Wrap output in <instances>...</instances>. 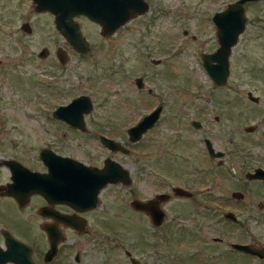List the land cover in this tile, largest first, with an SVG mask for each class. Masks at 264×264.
<instances>
[{"label": "rangeland", "instance_id": "374dc122", "mask_svg": "<svg viewBox=\"0 0 264 264\" xmlns=\"http://www.w3.org/2000/svg\"><path fill=\"white\" fill-rule=\"evenodd\" d=\"M149 1L150 11L112 35L103 36L96 25L85 22L91 45V51L85 54L72 50L56 34L52 15L35 11L29 0L21 12L8 8L5 13L0 5V152L12 154L23 146L35 149L51 138L48 131L65 129L68 140L59 142L69 144L64 151L97 163L98 158L88 157L97 151L105 152L101 145L92 135L86 140L88 135L68 131L67 126L56 121L51 113L57 105L66 104L79 94L88 95L93 102L88 120L102 125L103 131L112 129L104 127L106 123L123 126V135H118L124 139L128 126L162 104L156 127L137 143L136 155L122 160L138 162L137 180L122 190L112 187L113 194L107 196V212L102 220L98 219V231L63 245L50 264H131L125 250L140 264H264L229 248L231 241L258 240L261 233L264 236V220L256 206L264 201V184H242L238 180L245 170L264 167V0L246 8L249 28L232 48L225 86L211 81L200 52L215 49L211 17L228 0ZM23 20L29 22L31 32L20 28ZM57 44L71 55L63 68L38 57L43 46L52 50ZM150 58L161 61L152 63ZM250 66H262L261 72L247 71ZM138 75L143 76L152 93L136 88L134 77ZM49 83L55 86L53 95L48 93ZM249 90L259 96L258 104L248 99ZM191 118L201 119L205 127L193 128ZM256 122L260 125L258 132L244 134L239 130ZM231 128H236L232 136ZM205 136L217 149L225 151L222 165L208 156L202 141ZM175 183L194 193L208 190L219 196L217 231L190 230L192 224L212 223V218L206 217L212 204L209 199L197 197L194 212L193 209L185 215L172 216L170 230L161 232L147 216L136 213L128 204L132 195L145 197ZM238 186L245 193V204L252 202V212L248 213V206L237 205L236 211L231 208L239 215L234 223L224 219L222 212L231 207L224 199ZM119 198L123 204L116 207ZM0 215L34 246L38 260L44 264L41 256L48 245L34 215L24 213V221L18 216L15 220L5 199H0ZM204 235L226 237L224 243L214 247L218 252L215 260L210 258L212 249L206 246ZM201 247L208 255L197 254ZM76 252L79 261L74 259Z\"/></svg>", "mask_w": 264, "mask_h": 264}, {"label": "flooded vegetation", "instance_id": "af4514ba", "mask_svg": "<svg viewBox=\"0 0 264 264\" xmlns=\"http://www.w3.org/2000/svg\"><path fill=\"white\" fill-rule=\"evenodd\" d=\"M27 1L28 0H0V5H3L5 13H6V9H8V8H10L13 11L16 10V9H19L20 12H21V9L23 8V6L27 5V3H28ZM146 1L149 4V10L148 11H150L151 2L149 0H146ZM232 1H234V0H228L224 4L223 7L217 8L214 11L213 15L216 12L222 11L226 7V5L229 2H232ZM261 1L262 0H258V1L250 2V3L246 4L245 14H246V17H247V21H246L245 29H244V31L242 33L239 34V37H240V35L246 33L248 28H249L250 17L247 15V9H246L247 6L260 3ZM29 2H30V5L34 8V10L37 11L35 9V3L33 2V0H29ZM37 12H41V11H37ZM42 12H46V13H49V14L52 15L54 27H55V30H56V34L58 36H61L62 39L65 42H67L66 38L61 34V32L58 30V28L55 25V15L53 13L49 12V11H42ZM143 14H140V15L132 18L128 22L142 17ZM213 15H212V17H213ZM212 17H211V19H212ZM74 19L77 20L78 22H80L81 27H82L83 35H84V37L86 38V40L88 42H89V38H88L89 34L87 33V31L85 29V24H84L85 22H90V23L96 25L98 27V29H99L98 31L103 36H108V35L114 34L118 28H120L121 26H123L126 23H128V22H126L125 24H123L120 27H118L112 34L104 35L101 32V26L98 23L88 19L87 17L80 16V17H74ZM212 22H213V20H212ZM25 23L29 24V22L27 20H23L21 22V25H20V28L23 29L24 31H26L23 28V25ZM213 24H214V34H215V37H216L217 45H216L214 50H211V51H208V52H213L219 47V36H218L219 29H218V25L215 24L214 22H213ZM262 25H261L262 29L264 30V24H262ZM29 28L31 30V26L30 25H29ZM26 32H28V31H26ZM192 38L195 39V36L193 35ZM89 45H90V42H89ZM233 46H232V48H233ZM43 48L46 49V54L44 56H40L39 53L41 52V50ZM60 48H62L66 52V55H67V60H66V62L64 64H62L60 62L59 57H58V51H59ZM232 48H231V53H232ZM89 51H91V45H90V50ZM231 53L229 55V67H230V56H231ZM78 54H85V53H78ZM38 57L40 59H42V60L49 59L52 64H55L56 66L60 65L61 68H63V67L66 66L67 62L70 60L71 55L69 54L68 50L65 47H63L62 45L57 44L56 47L53 48L52 50H49L46 46H43L38 52ZM153 59H155V58H150L151 62L155 63V62L152 61ZM160 61H161V59H160ZM160 61L158 63H160ZM201 62H202V60H201ZM2 63H3V61L0 59V64H2ZM261 68H262V66L261 67L260 66H250V67L247 68L248 69L247 71H249V69H251V71H253V72H261L260 71ZM229 75H230V73H229ZM138 77H141L142 81H143V85L141 87H139L136 84V81H135V79L138 78ZM228 78H229V76H228ZM227 83H228V80H227ZM134 84H135L136 88L138 90H140V91H145V92H148V93H152L153 92L152 88L146 87L145 82H144V78L141 75H138V76L134 77ZM47 90H48V93H49V91H51V95H53V90H55V86H53V84L49 83L47 85ZM247 97H248L249 100H251V101H253V102L258 104L259 96L258 95H254L250 90L247 91ZM69 102H67V103H69ZM91 102H92V100H91ZM59 105H65V104H59ZM59 105H57V106H59ZM159 105L162 107L161 108V112H162V109H163V105L162 104L156 105L150 111H152L153 109H155ZM92 107H93V102H92ZM150 111H148L147 113H149ZM161 112H160V115H161ZM146 114H144V115H146ZM89 115H90L89 112L85 113L83 115L84 129H79V128H76V127L68 124L67 122H65V121H63L61 119L55 118L53 116V111L51 113V116L54 119H56V121L62 122L65 126L68 127V129H67L68 131L76 132V134H79L80 136L88 135L85 138L86 140H88L89 139L88 137L90 135H92L95 138V140L98 141V143L101 145L102 149L105 152L101 151V153H100V151L99 152L97 151L94 156L89 155V157H88V158H91V159H95V157L98 158L100 161L97 162V163L91 162L90 159L87 160V161L79 159V158L75 157L74 155H71L70 153H67L66 151H64L65 149L68 148L69 144L60 145L59 142H61V141L67 142V140H68L67 139V136H68L67 135V131L65 129H62V131H60L59 129H56V130L55 129L54 130L51 129L50 131H48V135H50L51 138L47 139L46 142L42 143L40 146L36 147L35 149L32 146H23V147H20V148H17L15 146V148H17V149L13 150L12 154H2L0 152V160L1 161L7 160V161H13V163H14V166H12V167L9 164L8 165L7 164H3V165L0 166V199H5V200L9 201L10 206H11L13 212H14V217L13 218H15V220H17L16 216H18V218L21 219V217H23L24 213H28L30 215H34V217L37 220V227L43 233L44 238L46 239L47 245H48L47 248L42 252V256H41L42 257V261L44 262V264H50L52 262V260L55 257H57V255L61 251L63 245H66L69 242L75 243V240H76L75 237L91 236L93 234V232L98 231L97 230L98 221L102 220V218L104 216V213L107 212V208L109 207V202L107 200V196L113 194V190L114 189L112 187H115V188L118 187L120 190H122L123 187L127 186V185H124L123 182H121V181L117 182V183H109V184L105 185L104 187H102L98 191L97 197H96V199H95L93 204H92L91 201H89V200L92 199V197H91L92 191H90L89 189L92 190L93 188H89L88 192L85 190V192H87L85 194V199L88 200V201H86V203H84V201H79L78 203H79L80 207H78V209H77V208L74 207V205L72 203L66 201V199H70L71 196L73 198H75V196H78L76 190L80 189V188L76 187L77 185H74L72 183V179L71 178L64 177V175L63 176H57V177H51V176L45 177L44 176L43 179H46V180H43V179L41 180V181L44 182V185H42V187H40V191L31 192L30 191L31 187L26 185V180H24L21 177L20 178L18 177V180L17 179L15 180L14 178H12V175L15 173L14 172L15 170L21 169V167H24V168H27V169H29L31 171H36V172H39L40 174L47 175L49 173V166L46 164L45 161L46 160H51L52 163L57 162V159H54V155L57 154V155H60V156H63V157L79 160L80 162L84 163L85 165L92 166V167H97V168H102L104 166V164H105V161L107 159H112L114 161H117L129 171V175L131 177L132 183L130 185H128L127 187L131 186L133 184V182L135 180H137L138 175H139V169H138L139 167H138V162L136 160L133 159L132 163H127L126 161L124 162L122 160H123V158H128L130 156L136 155V152L134 150H136L135 147L137 146V143L142 139L144 134L149 130L148 129L145 133H143L142 136L138 140H136V141L130 140V137H129V134H128V128L130 126L136 124L144 115L136 123L128 126L125 129V138L124 139H121V137H119L120 135H123V131H124L123 126H121L119 124L106 123L103 126L106 127V128H108V126H110L112 129L110 131H106V130L103 131L102 127H101L102 125L100 126L98 124L91 123L88 120ZM160 115H159V118H160ZM159 118L155 122L154 126L151 127V128L156 127ZM194 120L198 121L197 123L199 124V126L195 127L192 124V122ZM215 120L216 121L219 120V117L217 115L215 116ZM261 120L264 122V116L262 117ZM189 122H190V125L193 128H195V129L201 130V129H203L205 127V123L199 118H191L189 120ZM97 126H99L100 128H98ZM259 126H260L259 123L256 122L254 124L245 125V126L239 128V130L241 129V131L244 134H252V133H255V132L259 131ZM91 127H96V129L92 130ZM247 127H252L253 129L250 130V131H247L246 130ZM235 130H236V128H231L230 132H229V135L232 136L233 134H235ZM118 134H120V135H118ZM101 135H105L107 137H110V138L116 140L117 142L122 144L128 150V152H124V151H121V150L113 151V150L109 149L108 147L104 146L102 144L101 140H100V136ZM206 138H209V137H207V136L203 137L202 141L204 143V147H205V150H206L208 156L210 158H212L209 155L208 150H207L206 145H205V139ZM210 141H211L212 146L215 149V151H219V149H217L214 146V144H213L211 139H210ZM229 142H231V143L233 142V138L232 137L229 139ZM220 151L223 152V156L222 157L212 158V159H217L216 160L217 165H222L224 163L223 157L225 155V151L224 150H220ZM91 154H93V152H91ZM220 160H223V162L219 163ZM20 165H21V167H20ZM68 165H70L69 162L65 163L62 167L60 166L61 168L58 169V170L61 171L60 172L61 174H63V173H71L72 172V169L70 168L71 166H68ZM256 167H262V166H255L253 168H249V169L245 170L243 172V177L241 179L238 178V180H242V184H246L247 182H251V183L257 182V183L264 184V179H259V178L250 179V178L246 177V173L247 172H252ZM134 168H135V170H134ZM262 168H264V167H262ZM18 172L22 173L20 171H17V173ZM175 186H180V187L186 188L184 186L179 185L178 183H175V184L170 185L167 190L156 192V193H153V194L145 196V197H139L137 195H132V197H131V199H130L128 204L131 207L130 202H131V200L134 197L139 198V199L144 200V201H147V200L153 199L156 196L157 193H161V192L167 193L169 195L168 199L163 201V202H161V203H159V206L165 211V219L158 226L154 225L151 222L149 216L145 212L136 210V209L131 207V209L133 211H135L136 213H141V214L147 216V218H148L149 222L152 224V226L155 229H159L160 232H161L162 230L163 231L170 230V228H171V222L170 221L172 220L171 219L172 216L185 215V214H187L186 211H190V210H193V209H194L193 210V212H194L196 207L198 206L196 204V202H195L197 197H200V200L203 199V198H205L207 200L209 199L212 202V204L210 205L211 208L207 210L208 212L206 214V217H211L212 218V223L205 224V225H197V226L192 224V229H190V230H197V231H200V233H205L206 231H209L210 229L217 231L218 230V224H216V222L219 219V206H218L219 196L214 194V193H212V194L209 193L208 190L206 191V193H203L204 191H200V192H195L194 193L193 192L194 190H192L190 188H186V189L191 192V196L175 195L173 193V187H175ZM87 188L88 187H84L83 189H87ZM240 188H242V187L238 186L236 189L232 190L231 193H230V197L224 199V200L227 201V203L231 207H229L227 210L223 211L222 212V216H223L224 219L230 220V221H232L234 223H236L238 221V216H239L235 212L236 210H238L237 205L238 206H248V207H250V209H248V213L252 212V208H251L252 202H249L248 204H245L246 201H247L246 198H245V193L243 191H241ZM234 191L241 192L242 196L241 197L233 196L232 193ZM115 194L118 195L117 192ZM118 196L119 197L122 196V193H119ZM200 203H198V204L200 205ZM122 204L123 203H121V199H120L118 204H116V207L117 206L121 207ZM205 206H207V205H205ZM256 206L258 207V215H260L262 217V219L264 220V201H259L256 204ZM231 208L235 209V211L233 209H231ZM227 212H232L233 215L236 218L233 219V218L225 217L224 214L227 213ZM56 216H62V217L75 216V217H77L79 222H85V227L83 229L84 232L83 233H79L78 232L79 229L68 225L67 223H65V221L63 219H57ZM21 220L24 221L23 219H21ZM0 222H2L0 224V250L6 251L8 249V243H7L6 239H5V235L6 234L7 235H11L14 238H16L17 240L22 241L23 243L29 245L32 248L34 260L36 261L37 264H41L42 262L40 260H38L39 258H38V256H36V252H35L34 246L30 242L25 240L24 237H22L18 233H16L10 227V224L6 222V219H4L1 215H0ZM176 224H178V223H176ZM47 226H52L54 230H57V232L59 233V238H61L59 240V242L57 243L56 253H55L54 257L50 261H45L44 260V255H45L46 251L48 250V248L50 246V242H49V238H48V235H47V231L45 230V227H47ZM205 237L207 239V240L204 241L206 243V246L208 248L212 249L211 252H210L211 253V257L210 258H211V260H213V259L215 260L218 257V256H216V253H218V252L214 249V247L218 243L219 244L220 243H224L226 237L224 235H218V236L217 235H211V236H205ZM262 237L264 239V236L261 233V236H260L261 239H258V240H257V238H253V239H250V240H247V241H243V242H241V241H231V242H229V248L234 253H236V252L238 253L239 252L240 254H243L244 257H247V258H250V259H258L262 263V262H264V257H259V256L255 255V254H252V253H249V252H245L243 250L236 249V248L232 247V245H231L232 243L251 244L253 246L262 248L264 250V240H262ZM202 239H203V235L201 234V240ZM198 253L203 254V255H208V253H206L204 251V247L199 248L197 250V254ZM74 259H75V261H79V259H80L79 252H76V254L74 255ZM211 262H214V261H211ZM0 264H16V263H14L12 261H7L5 263H0Z\"/></svg>", "mask_w": 264, "mask_h": 264}, {"label": "water", "instance_id": "95a60500", "mask_svg": "<svg viewBox=\"0 0 264 264\" xmlns=\"http://www.w3.org/2000/svg\"><path fill=\"white\" fill-rule=\"evenodd\" d=\"M255 1L258 0H234L229 2L222 11L216 12L212 17L213 22L218 25L219 29V47L213 52H201L200 57L212 82L218 86H224L227 83L230 73L229 55L231 48L237 43L239 34L244 31L247 21L245 14L246 4ZM33 2L35 3V9L37 11H49L55 15L56 27L66 38L71 48L78 53H87L90 50V45L83 35L80 22L75 20L74 17H87L101 26L102 34L108 35L112 34L118 27L132 18L149 10V4L146 0H33ZM23 28L28 32L31 31L27 23L23 25ZM45 54L46 49L43 48L39 55L44 56ZM58 57L62 64L67 60L66 52L62 48L58 51ZM152 61L158 63L160 59H153ZM135 81L139 87L143 85L141 77L136 78ZM161 108L160 105L157 106L144 115L136 124L128 128L130 140H138L143 133L154 126L159 118ZM91 109L92 102L90 97L86 94H80L74 97L69 103L57 106L53 110V116L76 128L84 129L83 115L90 112ZM197 122L194 120L192 124L197 127L199 126ZM252 129V127L246 128L247 131ZM100 140L104 146L113 151L121 150L128 152L122 144L110 137L101 135ZM205 145L212 158L223 156L222 151H215L209 138L205 139ZM54 159H57V162L52 163L51 160L45 161L49 166V173L47 175L31 171L20 165L21 169L15 170L12 178L15 180H18V177L23 178L26 180V185L31 187L30 191L37 192L44 185V182L41 181L44 176L57 177L64 175V177H69L72 179V183L80 189L76 190L78 196H75V198L71 196L66 201L72 203L77 209L80 207L79 201H84V203L88 201L85 199V194L89 188H93L92 190L89 189L92 191V199L89 201L93 204L98 191L105 185L120 181L127 186L132 183L129 171L119 162L112 159H107L102 168L88 166L79 160L57 154L54 155ZM68 162L70 164L68 166H71L72 172L61 174V171L58 169ZM222 162L223 160L219 161V163ZM3 164H9L11 167L14 166L13 161L0 160V166ZM17 171L22 173H17ZM246 177L250 179H264V168L256 167L252 172H247ZM84 187L88 188L83 189ZM173 193L175 195L191 196L189 190L180 186L173 187ZM232 195L235 197L242 196L239 191H234ZM168 197L169 195L165 192L157 193L153 199L147 201L134 197L130 205L136 210L145 212L151 222L158 226L165 219V211L159 206V203L167 200ZM224 216L233 219L236 218L232 212H227ZM56 218L63 219L68 225L79 229V233L84 232L85 222H79L77 217L56 216ZM45 230L47 231L50 246L44 255V260L50 261L56 253L57 243L61 238H59V233L52 226L45 227ZM5 239L8 243V249L6 251L0 250V263L12 261L16 264H37L33 258L32 248L29 245L17 240L11 235L6 234ZM231 245L236 249L264 257V250L251 244L232 243ZM125 254L129 257L131 264H140L139 260L132 256L128 250H125Z\"/></svg>", "mask_w": 264, "mask_h": 264}]
</instances>
